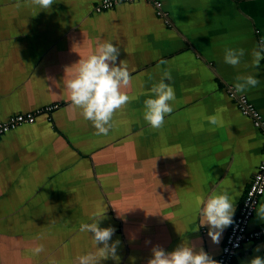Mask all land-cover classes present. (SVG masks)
Masks as SVG:
<instances>
[{
	"label": "crops",
	"instance_id": "0c3cea01",
	"mask_svg": "<svg viewBox=\"0 0 264 264\" xmlns=\"http://www.w3.org/2000/svg\"><path fill=\"white\" fill-rule=\"evenodd\" d=\"M101 1L41 9L0 0V123L57 105L0 136V264H79L95 250L80 224L103 216L100 227H114L120 245L119 262L101 264H147L154 246L171 252L182 242L216 260L230 226L213 243L203 202L228 191L234 220L264 159V136L226 94L237 76L254 75L259 85L241 94L264 117V60L257 68L251 55L264 39V0H156L164 17L151 0L97 13ZM105 41L120 48L117 63L126 60L132 77L123 90L137 99L115 113L108 135H97L66 83ZM226 48L245 50L237 66L224 62ZM165 70L174 111L153 129L143 102ZM212 115L222 126L209 123ZM262 226L255 210L249 229ZM39 244L45 251L33 255ZM257 255L263 243L242 245L232 264Z\"/></svg>",
	"mask_w": 264,
	"mask_h": 264
},
{
	"label": "clouds",
	"instance_id": "9594fccd",
	"mask_svg": "<svg viewBox=\"0 0 264 264\" xmlns=\"http://www.w3.org/2000/svg\"><path fill=\"white\" fill-rule=\"evenodd\" d=\"M27 2L41 9H51L55 4V0H27ZM21 6L20 0H17L16 7ZM244 55L245 50L242 48H226L224 62L235 67ZM251 55L253 64L259 68L261 60H264V39H261L253 48ZM119 56L120 48L113 42L100 43L92 54L78 61L76 74L66 83L72 105L80 110L86 121L92 122L97 135H108L113 127L115 113L137 99L123 90L128 88L132 77L126 60H119L117 63ZM161 63L166 62L161 61ZM172 79L171 72L165 70L160 81L151 87L150 91L154 98H148L143 102V119L153 129L162 128L165 117L174 111L175 89L171 83L165 82H171ZM259 83L260 81L254 75L237 76L235 92L243 93L249 88L257 87ZM208 121L214 126L223 124L222 119L216 115L209 116ZM256 211L258 217L264 219V204H260ZM234 213L235 204L228 191L213 192L203 202L200 214L206 218L204 224L209 227L208 235L213 243H219L223 230L233 223ZM103 219L104 216L103 218L93 217L91 222L80 224V232L92 234L90 237L95 250L79 255L77 257L79 264H101L108 259L119 262L117 249L120 241L119 239L112 241L116 229L111 226L100 227ZM44 251L43 244L32 249L33 255H39ZM255 251L259 252L260 246ZM147 264H218V262L202 248L197 251L188 242H182L171 252H166L159 245L154 246ZM250 264H264V257L257 255L251 259Z\"/></svg>",
	"mask_w": 264,
	"mask_h": 264
},
{
	"label": "built area",
	"instance_id": "2783aa9c",
	"mask_svg": "<svg viewBox=\"0 0 264 264\" xmlns=\"http://www.w3.org/2000/svg\"><path fill=\"white\" fill-rule=\"evenodd\" d=\"M135 0H102L96 7L95 12L100 13L109 10L121 3H131ZM156 13L164 17L161 11V3L151 0ZM227 96L233 100L240 113L248 117L253 125L261 131L264 136V117L255 109L244 94L235 92V88H226ZM57 105L45 106L29 113H20L10 116L6 121L0 123V136L16 129L22 125H29L36 121L38 115L50 114ZM264 194V159L259 163L241 201L238 212L230 225L224 239L221 251L216 261L218 264H232L238 250L242 245L251 243L264 244V226L258 229H249L250 221L258 206L259 200Z\"/></svg>",
	"mask_w": 264,
	"mask_h": 264
}]
</instances>
